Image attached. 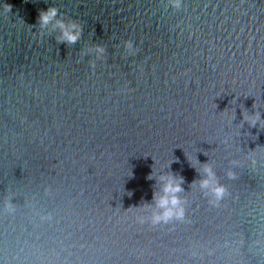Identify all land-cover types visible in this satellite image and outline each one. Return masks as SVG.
<instances>
[{"label": "water", "instance_id": "1", "mask_svg": "<svg viewBox=\"0 0 264 264\" xmlns=\"http://www.w3.org/2000/svg\"><path fill=\"white\" fill-rule=\"evenodd\" d=\"M0 264H264V0H0Z\"/></svg>", "mask_w": 264, "mask_h": 264}, {"label": "clouds", "instance_id": "2", "mask_svg": "<svg viewBox=\"0 0 264 264\" xmlns=\"http://www.w3.org/2000/svg\"><path fill=\"white\" fill-rule=\"evenodd\" d=\"M173 8L179 9L182 5V0H168ZM57 15L55 8H49L45 11H41L38 16V21L41 26L49 24ZM56 26L60 29L59 40L67 41L68 43H74L78 40L81 32V28L76 23L65 24L61 21L56 22ZM125 48L131 54L134 52L133 44L131 41L125 42ZM97 59H103L105 49L102 46H95L92 49ZM91 67H95V63L92 62ZM230 119V115H228ZM243 118L247 120L250 126H255L259 120V114L248 115L244 114ZM238 161H233L232 164L238 165ZM255 160H252L253 167L255 166ZM202 179L199 181V188L206 196L211 197L209 203L216 207L219 202L224 199L226 195L225 187L217 180L216 174L210 165H204L202 168ZM227 175L230 179H235L236 174L231 169L228 170ZM148 179L153 178V173H150ZM160 182L159 193H153V203L142 204L138 208L143 215L139 217L141 223L145 220H149L152 225L167 224L171 220H183L185 218L184 201L181 196L178 195L183 191L181 187L183 178H177L170 174H160L157 177ZM7 206L10 212L14 211V204L11 202V198H7Z\"/></svg>", "mask_w": 264, "mask_h": 264}]
</instances>
